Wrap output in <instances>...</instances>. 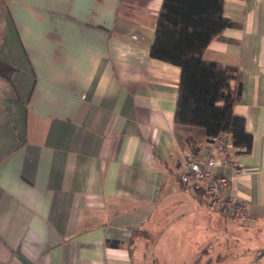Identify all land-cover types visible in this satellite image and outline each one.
Masks as SVG:
<instances>
[{"label": "crops", "instance_id": "0c3cea01", "mask_svg": "<svg viewBox=\"0 0 264 264\" xmlns=\"http://www.w3.org/2000/svg\"><path fill=\"white\" fill-rule=\"evenodd\" d=\"M162 2L0 0V61L15 70L0 77V264L259 263L264 0H224L238 27L202 56L240 72L233 113L252 148L215 171L244 223L179 183L184 151L204 156L209 139L176 126L181 69L150 56Z\"/></svg>", "mask_w": 264, "mask_h": 264}, {"label": "trees", "instance_id": "16d2710c", "mask_svg": "<svg viewBox=\"0 0 264 264\" xmlns=\"http://www.w3.org/2000/svg\"><path fill=\"white\" fill-rule=\"evenodd\" d=\"M223 5L224 0H163L149 53L181 69L177 127L200 129L207 139L226 133L237 148L250 152L252 135L245 131L244 119L233 113L241 94L238 68L202 58L223 30L238 27L224 17ZM14 72L0 61V77L10 80ZM187 142L195 150L196 143L191 138Z\"/></svg>", "mask_w": 264, "mask_h": 264}, {"label": "built area", "instance_id": "2783aa9c", "mask_svg": "<svg viewBox=\"0 0 264 264\" xmlns=\"http://www.w3.org/2000/svg\"><path fill=\"white\" fill-rule=\"evenodd\" d=\"M231 137L226 133L209 138V148L204 156L186 149L178 167V180L184 189L201 192L206 205L214 212L244 223L250 218L247 203L237 201L229 191L227 177L216 173L218 166L232 167V155L237 151ZM244 172L242 167H233Z\"/></svg>", "mask_w": 264, "mask_h": 264}, {"label": "rangeland", "instance_id": "374dc122", "mask_svg": "<svg viewBox=\"0 0 264 264\" xmlns=\"http://www.w3.org/2000/svg\"><path fill=\"white\" fill-rule=\"evenodd\" d=\"M258 253H259L258 255H257V252L250 253V257L251 258L256 257L259 260L258 264H264V262L261 261L262 257L264 256V251L258 252ZM263 261H264V259H263Z\"/></svg>", "mask_w": 264, "mask_h": 264}]
</instances>
